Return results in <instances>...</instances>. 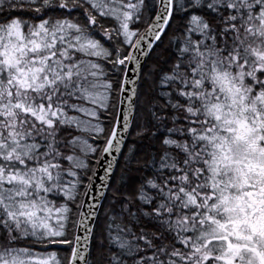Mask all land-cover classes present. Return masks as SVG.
I'll return each instance as SVG.
<instances>
[{
	"label": "snow or ice",
	"instance_id": "obj_1",
	"mask_svg": "<svg viewBox=\"0 0 264 264\" xmlns=\"http://www.w3.org/2000/svg\"><path fill=\"white\" fill-rule=\"evenodd\" d=\"M0 264H264V0H0Z\"/></svg>",
	"mask_w": 264,
	"mask_h": 264
}]
</instances>
